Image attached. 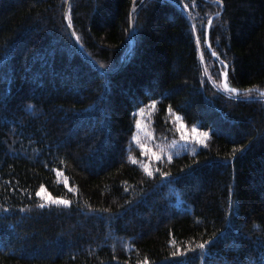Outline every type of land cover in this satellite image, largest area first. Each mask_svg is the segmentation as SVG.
Listing matches in <instances>:
<instances>
[{"label": "trees", "instance_id": "trees-1", "mask_svg": "<svg viewBox=\"0 0 264 264\" xmlns=\"http://www.w3.org/2000/svg\"><path fill=\"white\" fill-rule=\"evenodd\" d=\"M261 92L264 0H0V264H264Z\"/></svg>", "mask_w": 264, "mask_h": 264}, {"label": "snow or ice", "instance_id": "snow-or-ice-1", "mask_svg": "<svg viewBox=\"0 0 264 264\" xmlns=\"http://www.w3.org/2000/svg\"><path fill=\"white\" fill-rule=\"evenodd\" d=\"M64 2H65V4H67L68 3V0H64ZM213 2L215 4L221 6V7L223 5V0H213ZM193 5H195V0H193ZM184 7H185V9H187L188 8V4L185 3L184 4ZM220 16H221V11H216V12L212 13V15L207 16V24L204 25L202 27V29H201V31H202V41H203V44L204 45H208L209 44L208 29H209L210 26H212L214 17L218 18ZM64 19L68 21V27L71 28L73 25H72V21H71V19H70V17H69V15H68L67 12H65V14H64ZM131 21H132V18L130 16L129 17V27L130 28L133 26ZM192 30H193V32H196V28H195L194 25H193ZM73 35L75 36L76 33L73 32ZM196 43H197V46L199 47V45L201 44V36H197ZM212 55L213 56H217V53L215 51H213L212 52ZM224 66L226 67V64ZM104 67H105L104 65H102V64L100 65V68L101 69H103ZM221 83L223 84L224 89L225 90H228L232 94H235V93H237L239 91L236 88L230 87L229 84L227 83L226 79L223 80V81H221ZM243 91H244L245 94H247V93H249L250 90L249 89H244ZM260 95L264 96V92H261ZM150 103L154 107L156 105L157 101L156 100H151ZM139 111H143V109H140ZM168 111L171 113L173 110H172L171 107H169ZM176 119L179 120L180 117L177 116ZM136 125H137V128H140L141 125H140V121L139 120L136 121ZM182 126L183 125L181 124V127ZM193 131L194 132L196 131V126L195 125H193ZM208 135H209V133L207 131H203L199 135L193 136L192 139L196 143H198V144H204L205 143V140L208 137ZM149 138H151V135L150 134H149ZM132 139L133 140H136L139 143V140H138V137L137 136L134 135L132 137ZM182 139H184L185 141H187L189 139V136L182 134ZM140 148L142 150H147V152H150L153 159H155V160H160L161 159V155H158L156 152H154L151 149H149L147 147V145H145L143 143H140ZM193 151H194V149H193ZM141 154L144 155L146 153H145V151H142ZM168 158L170 160L171 159V156L169 155ZM128 159L131 160L133 163H136L137 162L136 158L133 157L131 154L129 155ZM141 167L143 168V170L146 173V175H148V176H152L153 175V171L149 168V166L147 164H142ZM157 171H158V169H157ZM56 172H57V175L62 174L59 169H56ZM160 175L161 176H167V175H169V173L161 172ZM64 183H65V187H69L68 186V183H67V178L66 177H65ZM72 190H73V188L69 187V191H72ZM230 191H231V189H230ZM45 193H46V195H45ZM35 194H36L37 197H41V199L43 201L42 203H40L38 205V207H41V208H43V207H45L47 205H50V204L51 205L68 206L71 203L68 199H65V198H63L61 196H54V195H52L51 192H48V190L46 189V187H45L44 184H41L40 185L39 189L36 190V193ZM229 207H231V205ZM4 210L7 211V209H4ZM227 214L228 213L226 212L225 215H227ZM214 236H215V234H213V236L212 237H209V239H207V240L200 241L195 246V248H199L201 250L205 249L206 246L209 245V242L213 239ZM169 243H173L174 244L175 241H171L170 240ZM125 247H127V245H125ZM195 248H189V247L181 248L180 245H176V251L173 252V253H171V255H173V256H178V255L179 256H183L185 253H187L189 251H195ZM138 264H139V262H138ZM143 264H148L147 258H145Z\"/></svg>", "mask_w": 264, "mask_h": 264}, {"label": "rangeland", "instance_id": "rangeland-1", "mask_svg": "<svg viewBox=\"0 0 264 264\" xmlns=\"http://www.w3.org/2000/svg\"><path fill=\"white\" fill-rule=\"evenodd\" d=\"M183 125V124H182ZM140 129L144 132V128L140 127ZM179 132H180V139H181V142H179V145H182V146H187L188 144L190 145H202V144H198L196 143L192 137L195 136V135H199L201 132L196 128V131L194 132L193 131V128L192 129H187L184 125L181 127V124H179ZM182 134L184 135H187L189 136V139L187 141H185L184 139H182Z\"/></svg>", "mask_w": 264, "mask_h": 264}, {"label": "water", "instance_id": "water-1", "mask_svg": "<svg viewBox=\"0 0 264 264\" xmlns=\"http://www.w3.org/2000/svg\"><path fill=\"white\" fill-rule=\"evenodd\" d=\"M67 27H68V23H67ZM68 30H69V33H70V35H71V30H70V28L68 27ZM130 34H131V38L133 37V35H132V31H130ZM72 36V35H71ZM132 47V46H131Z\"/></svg>", "mask_w": 264, "mask_h": 264}]
</instances>
